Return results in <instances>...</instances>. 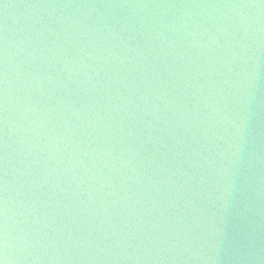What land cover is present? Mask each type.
<instances>
[{
	"label": "water",
	"instance_id": "95a60500",
	"mask_svg": "<svg viewBox=\"0 0 264 264\" xmlns=\"http://www.w3.org/2000/svg\"><path fill=\"white\" fill-rule=\"evenodd\" d=\"M0 264H264V0H0Z\"/></svg>",
	"mask_w": 264,
	"mask_h": 264
}]
</instances>
